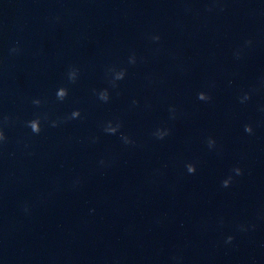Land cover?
I'll return each instance as SVG.
<instances>
[{"label":"water","instance_id":"obj_1","mask_svg":"<svg viewBox=\"0 0 264 264\" xmlns=\"http://www.w3.org/2000/svg\"><path fill=\"white\" fill-rule=\"evenodd\" d=\"M0 264H264V0H0Z\"/></svg>","mask_w":264,"mask_h":264}]
</instances>
